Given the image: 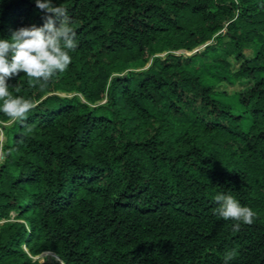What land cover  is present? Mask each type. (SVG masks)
<instances>
[{"label": "trees", "instance_id": "1", "mask_svg": "<svg viewBox=\"0 0 264 264\" xmlns=\"http://www.w3.org/2000/svg\"><path fill=\"white\" fill-rule=\"evenodd\" d=\"M0 156V264H264V0H0Z\"/></svg>", "mask_w": 264, "mask_h": 264}, {"label": "rangeland", "instance_id": "2", "mask_svg": "<svg viewBox=\"0 0 264 264\" xmlns=\"http://www.w3.org/2000/svg\"><path fill=\"white\" fill-rule=\"evenodd\" d=\"M204 47H200L199 50H202ZM177 55H183V56H190L192 54V52H186V51H179L176 52ZM247 55H249V52H246ZM230 61L232 62V60L230 59ZM244 85L242 84H234V85H228L226 83H221L217 89L219 91H224L226 92L228 95H233L235 93L240 92L241 90H243ZM62 96H71L72 94H60ZM0 160H1V156H0ZM44 254V253H43ZM41 254L40 256L34 258L39 260L40 262H45V263H53V258L50 255H43Z\"/></svg>", "mask_w": 264, "mask_h": 264}]
</instances>
